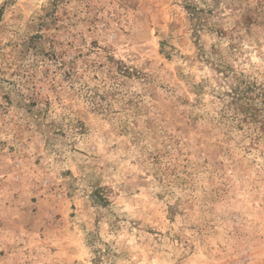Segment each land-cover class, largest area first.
Returning <instances> with one entry per match:
<instances>
[{"label": "rangeland", "instance_id": "1", "mask_svg": "<svg viewBox=\"0 0 264 264\" xmlns=\"http://www.w3.org/2000/svg\"><path fill=\"white\" fill-rule=\"evenodd\" d=\"M0 264H264V0H0Z\"/></svg>", "mask_w": 264, "mask_h": 264}]
</instances>
